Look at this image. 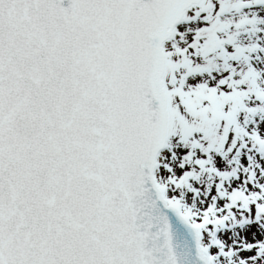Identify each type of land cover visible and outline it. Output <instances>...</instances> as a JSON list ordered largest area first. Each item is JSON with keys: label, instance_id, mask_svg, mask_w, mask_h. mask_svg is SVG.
<instances>
[{"label": "snow or ice", "instance_id": "1", "mask_svg": "<svg viewBox=\"0 0 264 264\" xmlns=\"http://www.w3.org/2000/svg\"><path fill=\"white\" fill-rule=\"evenodd\" d=\"M0 264H264V0H0Z\"/></svg>", "mask_w": 264, "mask_h": 264}]
</instances>
